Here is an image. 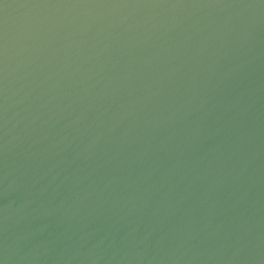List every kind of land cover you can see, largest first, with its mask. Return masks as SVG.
<instances>
[{
    "label": "water",
    "instance_id": "95a60500",
    "mask_svg": "<svg viewBox=\"0 0 264 264\" xmlns=\"http://www.w3.org/2000/svg\"><path fill=\"white\" fill-rule=\"evenodd\" d=\"M0 264H264V0H0Z\"/></svg>",
    "mask_w": 264,
    "mask_h": 264
}]
</instances>
